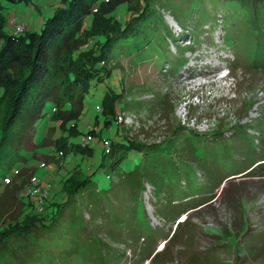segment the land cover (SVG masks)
Listing matches in <instances>:
<instances>
[{"label": "rangeland", "instance_id": "obj_1", "mask_svg": "<svg viewBox=\"0 0 264 264\" xmlns=\"http://www.w3.org/2000/svg\"><path fill=\"white\" fill-rule=\"evenodd\" d=\"M192 1L150 3L175 36L189 35L177 23L176 15L181 14L183 24L198 37L190 45L179 43L187 45V50L176 48L168 37L155 35L153 43L160 47L138 51L145 47L139 38L138 45H143L135 49L118 45L105 63L111 69L108 85L123 95L121 114L128 119L121 128L142 144H160L156 151L173 158L180 169V174L175 170L165 182V219L155 213L153 191L148 182H142L146 153L134 147L122 164L110 169L109 177L98 173L94 177L98 189L77 195L49 232L34 228L30 235H15L0 243V264H264V162L250 174L255 166L241 175H229L239 168L232 154L213 171L214 164L202 162L200 150L189 155L183 152L185 139L196 132L228 139L236 127H243L256 144L264 139V0H249V6L200 0L199 9L191 6ZM130 3L138 8L137 0ZM2 5L6 33L17 34L9 23L12 19L40 33L44 21L63 2L23 0L3 1ZM160 39L167 42L166 50ZM166 60L178 66H168ZM108 91L106 84L93 86L74 133L72 124L64 132L61 129L63 134L58 128L49 129L56 126L49 118L27 130L17 145V152L27 151L20 152L22 164L8 162L4 151L0 153V231L41 208V191L36 193L33 180L60 195L61 181L76 171L88 174L103 163L111 167L112 160L103 158L102 136L90 141V153L67 149L68 155L61 157L54 148L61 136L82 145L85 130L98 129V121L103 122L104 138L118 137L117 123L106 125L107 115L98 107ZM10 98L0 106V128L8 119ZM223 138L217 143H227ZM157 170L158 164L148 163V179ZM9 174L13 180L5 185L4 177ZM29 191L33 204L27 197ZM48 195H53L51 190ZM186 196L190 197L183 199ZM63 200L46 201L50 207L40 213L47 218L46 225H51L48 219Z\"/></svg>", "mask_w": 264, "mask_h": 264}, {"label": "trees", "instance_id": "obj_2", "mask_svg": "<svg viewBox=\"0 0 264 264\" xmlns=\"http://www.w3.org/2000/svg\"><path fill=\"white\" fill-rule=\"evenodd\" d=\"M3 1L18 3L23 0H0V89L4 91V97H0V106L11 96L8 100L11 106L8 119L5 125L0 128V153L4 151L3 156L7 155L8 162L18 161L22 164L24 157L20 152L27 151L20 149L17 152V145H20L22 135L26 134L27 130L33 129V126L43 119L49 118V120L55 121L57 127L52 126L49 129L58 128L62 134L72 124L71 132L74 133L78 129V122L86 104L90 103L88 94L93 86L105 84L109 91L103 97L102 105L98 107L107 115L106 125L112 126L113 123H117L118 137L104 138L102 135L103 122L99 123V121L98 129L89 127L88 130H85L86 134L83 136L88 141L87 143L74 145L71 140L65 141V138L59 137L54 143L55 151L59 156L66 157L67 149L74 151L80 148L78 150L90 153L92 151L90 141L102 136L105 142L103 158L112 160L111 167L109 168L103 163L101 167L98 166L97 171L94 166L88 174L76 171L61 181L62 193L60 195L53 191L52 187L49 188L53 195H48L43 203H40L42 208L25 214L22 221L2 228L0 243L15 235H30L29 232L34 228L49 232L56 226L57 217L59 215L60 218L63 217L62 214L66 209L75 203L77 195H82L83 191L87 190L91 192L92 188L98 189L94 184V177L101 172L109 177L110 169H115L122 164L127 151L134 147L146 153L142 164L144 166L142 182L144 180L148 182L147 187L153 191L152 205L155 207V213L165 219V214H163L166 198L165 182L175 170L180 174V169L173 158H164L159 151H156L160 144H142L130 137L123 127L121 128L118 116L121 112L120 101L123 99V95H117L108 85L107 79L111 75V69L106 68L105 63H108L109 56L118 45L120 48L135 49L145 43L142 44L145 47L139 48L138 51L160 47L161 45L153 43L155 35L158 38L168 37L174 42L176 48L187 50V45L180 46L179 43L189 42L190 45L198 40L191 27L183 24V19L179 17L181 14L176 15L177 23L189 35L175 36L172 29L165 23L164 17L158 15L153 7H150L151 0H137L138 8L136 9L131 7L130 0H62L63 7L57 9L53 16L44 21L40 33L26 31L21 34H9L5 32L7 20L2 14ZM223 2L234 3L237 6L251 4L249 0H223ZM200 3L202 1L193 0L191 6L199 9ZM157 6H163L166 11L171 13L174 11L167 9L165 4ZM142 37L145 41L142 40ZM139 38L142 41L140 45H138ZM158 41L164 43L163 46L165 45L166 50L167 42H163V39ZM126 44L129 45L126 46ZM259 47L260 44L257 49ZM180 54L183 55L184 52H180ZM165 63H169L168 66L171 64L175 67L178 66L167 60ZM49 107H51L50 114H48ZM247 133L243 127H236L228 139L220 136L215 139L213 138L214 134L205 135L196 132L193 137L189 136L187 140L185 139L183 152L189 155L190 153L196 154L200 150L203 156L202 162L214 164L213 171L219 169L216 167L217 163L225 161L228 154H232V160L239 163V168L229 175H241L255 166L248 173L250 174L255 168L262 165L260 162H264V146L262 147L264 139L256 144L255 139ZM221 138L225 139L227 143L218 144L217 141H221ZM178 151L183 153L181 150ZM148 163L149 166L158 164V170L153 172L151 179H148V173L145 171ZM20 168L21 166L17 172L20 171ZM213 171L211 170L212 173ZM10 178H12L11 174L6 175L4 180ZM222 182L216 186L219 188ZM4 184L6 185L5 182ZM184 185L183 183L182 186ZM211 187L212 183L209 189ZM144 188L146 189V186ZM27 197L31 199V196ZM189 197L186 196L183 199L186 200ZM63 198L65 200L61 204H57V211H53L54 217L51 216L48 219V223L51 225H46L44 220L47 218L40 215L50 207L45 205L46 201L52 200L54 203ZM18 199L21 200L23 197ZM52 202L50 204H53ZM30 204H33L32 199ZM181 204L184 206L187 201ZM177 205L175 206L178 209ZM185 210L187 209L179 211L183 213Z\"/></svg>", "mask_w": 264, "mask_h": 264}, {"label": "built area", "instance_id": "obj_3", "mask_svg": "<svg viewBox=\"0 0 264 264\" xmlns=\"http://www.w3.org/2000/svg\"><path fill=\"white\" fill-rule=\"evenodd\" d=\"M9 23L11 25L15 26V29H16L17 34H21V33H24V32L27 31L26 26L24 24L23 25H18L16 19L10 20ZM118 117H119V120L118 121H120L119 123H122V124H123L124 121H126L128 119V117L124 118V116H122L121 112L119 113V116ZM84 142L87 143L88 141L85 139ZM12 180H13V178H10L9 180H7V179L4 180V182L6 184H9ZM31 185H33L36 188V193L39 192V191H41V194L38 197V201H39V203L42 204L43 201H44V199L49 194L48 193L49 188L42 186L41 184L38 183V181H35V180L32 181ZM32 194H33L32 191H29L28 194H27V196H32ZM41 208H42V206H41Z\"/></svg>", "mask_w": 264, "mask_h": 264}, {"label": "crops", "instance_id": "obj_4", "mask_svg": "<svg viewBox=\"0 0 264 264\" xmlns=\"http://www.w3.org/2000/svg\"><path fill=\"white\" fill-rule=\"evenodd\" d=\"M24 24L26 25V23H24ZM26 28H27V31H29V27H28V26H26ZM17 173H18V172H17ZM17 173H16V174H17ZM18 175H19V174H18Z\"/></svg>", "mask_w": 264, "mask_h": 264}]
</instances>
